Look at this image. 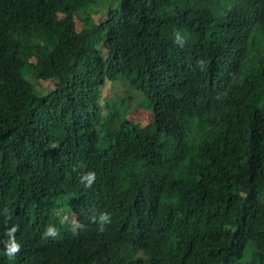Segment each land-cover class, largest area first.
Masks as SVG:
<instances>
[{
	"label": "trees",
	"instance_id": "obj_1",
	"mask_svg": "<svg viewBox=\"0 0 264 264\" xmlns=\"http://www.w3.org/2000/svg\"><path fill=\"white\" fill-rule=\"evenodd\" d=\"M119 80L152 123L103 113ZM89 171L79 234L42 240ZM0 244V264H264V0H0Z\"/></svg>",
	"mask_w": 264,
	"mask_h": 264
},
{
	"label": "clouds",
	"instance_id": "obj_2",
	"mask_svg": "<svg viewBox=\"0 0 264 264\" xmlns=\"http://www.w3.org/2000/svg\"><path fill=\"white\" fill-rule=\"evenodd\" d=\"M177 37H179V33H176V38ZM123 86H125L124 83H123ZM113 108L117 109L116 106ZM118 111H121V113L123 114H125L126 112L124 108H121V110H118ZM144 127H141V128H144ZM183 149H184L183 141H180L178 145H176L174 139H172L166 150L167 156H170L172 154H175L176 156L177 154H180L183 151ZM95 176H96L95 172H92V171L84 173L81 176L80 185L76 188H74L75 186L72 188V189H75V190L77 189L80 191L78 195H76L72 199L64 200L61 206L56 207L55 209L51 211L49 217H46L43 219L44 221L42 222L44 224L41 227L42 240H47V241L55 240L59 234L58 230L62 226L66 227L67 230L70 231L72 238H75L79 234L80 230L83 227V225H81L77 220V213L79 215L80 213H83V210H82L83 202H82L81 196H84L86 194L85 191H91V186L95 182ZM69 204L71 205V207H69ZM65 205H67V207ZM62 207H65L67 211L61 212ZM90 219L92 220V222H97L96 216H92ZM110 223H111L110 215L106 212H101L98 218V224H99L98 230L100 232L105 231V225L110 224ZM17 231H18V225H13L7 230V235L9 237V240L6 242V245H5V254L9 258H13L20 251V244L15 239V233ZM1 251H3L2 244H0V252Z\"/></svg>",
	"mask_w": 264,
	"mask_h": 264
},
{
	"label": "rangeland",
	"instance_id": "obj_3",
	"mask_svg": "<svg viewBox=\"0 0 264 264\" xmlns=\"http://www.w3.org/2000/svg\"><path fill=\"white\" fill-rule=\"evenodd\" d=\"M103 2V0H101ZM119 6L120 1H117ZM116 7V8H117ZM102 53L106 54L102 49ZM124 81L119 80L112 82L110 87H105L104 96L107 101V109L103 112L110 111L113 107H117L118 110L124 108L125 117L131 120L135 125L144 127L152 122V115L150 109L144 106V97L141 93L133 91L129 86H123ZM118 84V85H117ZM117 87V88H116ZM122 89V91H120ZM65 207L61 208V212H66Z\"/></svg>",
	"mask_w": 264,
	"mask_h": 264
}]
</instances>
